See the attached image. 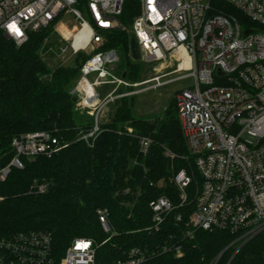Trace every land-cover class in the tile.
Returning a JSON list of instances; mask_svg holds the SVG:
<instances>
[{
  "label": "built area",
  "instance_id": "built-area-1",
  "mask_svg": "<svg viewBox=\"0 0 264 264\" xmlns=\"http://www.w3.org/2000/svg\"><path fill=\"white\" fill-rule=\"evenodd\" d=\"M214 1L140 0L139 14L129 30L141 60L164 68L175 65L173 73H185L180 81L194 80L175 95L194 171L183 170L175 177L176 201L162 196L149 204L148 232L164 230L160 243L151 251L130 248L123 258L110 260L101 249L116 233L109 225L108 211L99 210L103 232L108 235L102 243L76 239L60 255L48 232H19L0 238V264H145L157 254L181 258L184 243L198 231L227 232L236 238L232 245L239 244L238 250L264 233V0H220L243 19L220 5L215 7ZM124 3L0 0V31L16 46H23L31 32L54 25L65 30L57 33L60 57L88 56L71 94L79 109L93 119V127L81 136L89 144L100 133V118L110 104L171 82H162L164 77L159 76L131 83L109 69L120 58L116 50L103 51L102 47L108 33L125 30L118 19ZM69 16L79 25L71 26L66 20ZM150 83V87L133 89ZM108 85L113 89L102 95L99 89ZM151 143L141 139L144 155ZM67 147L44 131L14 138L10 163L3 164L0 157V183L12 168H23L22 159L51 158ZM33 189L44 194L48 185L35 182ZM171 217L175 232L165 230ZM222 254L210 264H218Z\"/></svg>",
  "mask_w": 264,
  "mask_h": 264
},
{
  "label": "trees",
  "instance_id": "trees-1",
  "mask_svg": "<svg viewBox=\"0 0 264 264\" xmlns=\"http://www.w3.org/2000/svg\"><path fill=\"white\" fill-rule=\"evenodd\" d=\"M213 5L244 18L220 0ZM139 9L140 0H125L118 18L125 30L108 33L102 47L122 54L125 66L119 77L125 76L131 83L142 82L141 67L131 61L129 32ZM59 45L54 25L31 32L21 47L0 31L2 163H10L14 157L11 142L24 134L49 132L68 144L51 158L22 159L23 168H12L7 180L0 183V238L45 231L61 255L76 239L97 243L107 239L98 216L99 210H107L116 236L101 250L110 260L123 258L133 247L151 251L164 230L149 234L150 202L162 196L176 201L175 177L183 170L194 171L175 99L153 120L134 117L136 96L117 100L112 103L116 109L110 120L101 124L100 133L89 144L81 136L93 127V119L79 109L71 94L88 56L78 54L73 66L53 65L52 51ZM142 138L152 141L145 155ZM35 182L47 184V191L36 193ZM173 222L171 217L165 230L175 232ZM235 239L227 232L198 231L184 243L181 258L157 254L145 264H210L222 253L218 264H228L232 258L231 264H264V233L239 251V244L232 245Z\"/></svg>",
  "mask_w": 264,
  "mask_h": 264
},
{
  "label": "rangeland",
  "instance_id": "rangeland-1",
  "mask_svg": "<svg viewBox=\"0 0 264 264\" xmlns=\"http://www.w3.org/2000/svg\"><path fill=\"white\" fill-rule=\"evenodd\" d=\"M87 19V18H86ZM71 26L79 25V21L75 20L72 16L67 17L66 19ZM71 26H68L69 31L72 30ZM55 33L60 34L61 32H65L63 27L54 28ZM61 46V44L59 45ZM58 47L56 50L52 51V54L55 55L54 59H52V64L56 65L59 63H64L66 66H73L75 64V56H62L58 55ZM119 53V52H118ZM120 61L116 64H113L109 67V69L116 75L119 76L121 74L122 69H124L125 62L124 57L121 53H119ZM131 61L136 63L141 67V77L140 80L147 81L153 79L155 77L163 76L162 82H167L166 85L160 88H152L148 91H144L136 95L135 99V108L133 110V115L136 118H144L148 120H153L156 116L162 114L170 105L171 101L175 99L176 92L192 83H194L193 79L179 80L185 73H173L175 69V65L169 68H164L162 65H159L155 62H146L144 60H133L131 55ZM93 76H90L92 79ZM173 82V83H172ZM153 83L147 84L145 86H141L138 88H133L135 91L144 89L146 87L152 86ZM113 89V86H104L99 89V92H104V95L109 93ZM175 104L176 100H175ZM134 105V104H133ZM116 109L115 104H111L107 107L105 112L100 118V123H105L110 120L113 111ZM87 120V119H86Z\"/></svg>",
  "mask_w": 264,
  "mask_h": 264
},
{
  "label": "water",
  "instance_id": "water-1",
  "mask_svg": "<svg viewBox=\"0 0 264 264\" xmlns=\"http://www.w3.org/2000/svg\"><path fill=\"white\" fill-rule=\"evenodd\" d=\"M130 48H131V54H132V58H133V60H140V52H139V48H138V45H137V43H136V41H135V39L134 38H132L131 39V42H130ZM133 102H134V100L132 99V106H133ZM241 249V248H240ZM239 249V250H240ZM238 250V251H239ZM236 255V254H235ZM234 255V256H235ZM232 260H233V258H232ZM232 260H231V262H232ZM230 262V263H231Z\"/></svg>",
  "mask_w": 264,
  "mask_h": 264
}]
</instances>
